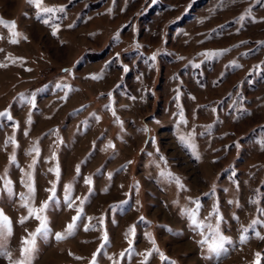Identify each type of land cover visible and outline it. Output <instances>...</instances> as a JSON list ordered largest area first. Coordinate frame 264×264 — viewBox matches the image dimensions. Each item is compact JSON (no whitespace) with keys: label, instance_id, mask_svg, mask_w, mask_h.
<instances>
[{"label":"rangeland","instance_id":"374dc122","mask_svg":"<svg viewBox=\"0 0 264 264\" xmlns=\"http://www.w3.org/2000/svg\"><path fill=\"white\" fill-rule=\"evenodd\" d=\"M43 6L65 11L0 0L17 33L12 43L0 24V113L12 117H0V211L12 229L0 264L23 259L40 228L24 205L45 201L49 232L37 234L31 264H143L146 252L147 264H256L257 253L264 264V0ZM214 228L230 241L219 255L208 250Z\"/></svg>","mask_w":264,"mask_h":264},{"label":"snow or ice","instance_id":"6c2138e0","mask_svg":"<svg viewBox=\"0 0 264 264\" xmlns=\"http://www.w3.org/2000/svg\"><path fill=\"white\" fill-rule=\"evenodd\" d=\"M154 2H155V0H153V3ZM30 3L34 4V6L37 9H39L41 14H43V15H52V16H54L57 12L63 13L65 11V9L62 8V7L61 8H53V7H45V6H43V0H30ZM44 23L48 24L49 21L46 19V20H44ZM0 24H3V26L5 28L11 30V35L13 37L11 42L12 43H17V40L15 39V37L17 35V33L15 32L16 25L14 23L10 24L8 22H5L2 19H0ZM53 34H55V33H53ZM221 54L222 53H208L207 55L208 56H212V55L219 56ZM150 59L155 61L156 60V55L154 54L152 57H150ZM65 71H68V70H65ZM125 71H127L126 68H125ZM92 78L93 79H99V77H97V76H93ZM57 87H60V85H57ZM22 99H24L26 103H29V104L33 103V101L31 99H27V98H23V97H22ZM33 106H34V104H33ZM112 114H113L114 117L116 116V113H115L114 110H113ZM0 117H6L9 120L12 119V117L10 115H8L7 113H0ZM181 120L183 121V117H181ZM117 121H118V117H117ZM183 122L186 123V121H183ZM143 131H147V129L145 128V129H143ZM179 139H180L182 144H185V145H187L189 147L192 146L190 138H186L184 136H180ZM10 141L13 144H15V141L11 140V138H10ZM110 147H111V145H110ZM39 152H40L39 148L34 146L30 150V152L28 154L32 155L33 153H35V155L38 156ZM161 159H163V157H161ZM197 159H199L198 156H197ZM12 160H13V162H15V155L12 156ZM35 163H36V160L34 158L33 161H32V164L29 165V171H27L25 173V176L27 177L26 187L28 188V192H29V197H28L29 201H31L32 194L35 191L34 187H33V184H32V173H31V169H32V167H34ZM49 171L50 172H54L55 175L57 177H59L60 173H59L58 167L50 168ZM76 171L79 174V172H80L79 167H77ZM161 175L162 176L166 175L172 182H174L176 185H178L181 189L184 188V185L181 183L179 177L174 176L172 173H170V172H168V173L161 172ZM85 183L87 185H89L90 188H91L92 180H91L90 177L85 179ZM55 190H56V185H55V183H53L52 187L48 189V191L52 193V197H50V199L55 197ZM71 192H72V186L68 185L67 188H66V200L68 201V206L69 207H72V205L74 203V201L72 199V196H71ZM23 198L24 197H22V199ZM77 199H79V198H77ZM84 202L85 201L83 199L79 200V203L81 205ZM253 203H255V201H253ZM47 206H48V202L47 201L43 202L40 207H31V206H29L28 203H26L24 205V207H26L28 209V217L27 218H35L36 220H38L40 222V228L37 229L36 233H30L28 237H25V239L23 240L24 247L22 248V257H23V259L15 261V264H31V258H32V253H33L34 248H35V242H36L37 234H43V235H47L48 234V232H49L48 222H47L46 216L44 215V213L46 212ZM196 207L197 208L200 207L198 202L196 203ZM80 211H82V209L78 208L77 209L78 216L75 217L74 220L79 218V212ZM260 211H261L262 215H264V209H261ZM188 214L192 217L193 225H195L198 228H203L204 227V225L200 224L197 221L196 212L195 211H191ZM214 215L219 216V211L217 210L214 213ZM141 219L143 220V217ZM221 219H222V217H221ZM21 222H23V220ZM257 223L258 222L254 220L252 222V225L255 226ZM74 227H75L74 223H69L67 225V231L65 233H63V234L56 233V239L60 240V239H63L65 236L71 235L72 234V230H73ZM85 230H87V229H85ZM11 231H12V229H11V221L9 220V218L6 215L3 214L2 211H0V248H3V240L6 239L9 235H11ZM132 231H133L132 229H129V234H131ZM244 231L247 232L248 229H244ZM256 235L258 237H260V233H256ZM213 236L215 237V239L213 240V243L211 245H209L208 250H209L210 253L219 255L224 250L225 243H228L230 241H227V238L220 234L218 228H214L213 229ZM260 238L264 239V237H260ZM246 239H247L246 236L242 237V240H246ZM105 240H107V236H105ZM151 242L153 244H155L154 240H152ZM206 242H207L206 240L205 241H201V244L203 245ZM156 251L159 252V249L156 248ZM0 254L5 255L9 259L11 258L10 253H8V252H2ZM124 255H125L124 253L121 254V256H124ZM151 255H152L151 252H146L144 254L145 260H144L143 264H147V260H148V258ZM160 256H161V259H164V260L168 259L162 253H160ZM256 256H257L256 264H259V258L261 256V254L257 253ZM171 264H175V262H171Z\"/></svg>","mask_w":264,"mask_h":264}]
</instances>
